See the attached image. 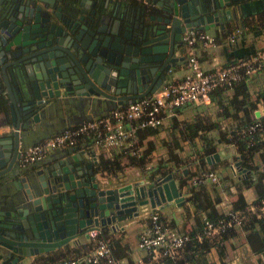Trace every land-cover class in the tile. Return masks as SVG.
I'll return each instance as SVG.
<instances>
[{
    "label": "water",
    "instance_id": "1",
    "mask_svg": "<svg viewBox=\"0 0 264 264\" xmlns=\"http://www.w3.org/2000/svg\"><path fill=\"white\" fill-rule=\"evenodd\" d=\"M252 2L158 0L155 16L146 7L134 14L94 1L89 8L82 0H0V264H23L185 202L179 169L131 181L97 170L93 149L67 148L27 166L20 150L47 120L96 115V106L108 113L155 93L184 61L177 52L185 30L226 21L238 27ZM224 153L233 174L246 177L241 156ZM204 160L212 165L222 156Z\"/></svg>",
    "mask_w": 264,
    "mask_h": 264
},
{
    "label": "trees",
    "instance_id": "2",
    "mask_svg": "<svg viewBox=\"0 0 264 264\" xmlns=\"http://www.w3.org/2000/svg\"><path fill=\"white\" fill-rule=\"evenodd\" d=\"M244 25L251 33L258 34L260 32L264 34V11L260 12L257 17L246 18ZM260 50H264V46L237 58L230 63H234L241 58L248 59L257 54ZM259 72L260 79L264 80V65ZM252 76L249 77L243 74L241 80L233 83L231 86H221L213 89L210 92V99L218 109V117L227 118L231 116L232 113L239 114L237 126L221 133L219 137L221 138V142L234 146L237 154L241 156V165L247 168L249 173L246 177H242L240 181L243 185L251 186L253 188L255 198L249 203L239 195L238 199L240 205L232 206L230 211L238 212L241 219L240 224L237 225L234 222H231V225L227 226L224 231L219 234L206 236L204 234V223L206 220L218 225L220 222H230L231 217L229 216L228 211L220 212L217 208V205L222 201V195L217 186H212L211 189L206 185L194 186L191 184V181L198 177L199 174L193 176L188 174L185 176L182 169L178 175V179L181 185H186L188 194L184 203V216H188L191 213L193 215L194 225L189 231H185L183 229H178L173 220H166L165 218L160 217L165 226L175 230V232L180 235L187 236L188 238L185 245L174 257L162 258L163 264H217L209 261L207 258V254L212 248L218 253L219 258L221 259L220 264H224L220 243L235 236L237 234V229L245 232V240L251 251L264 255V142L262 139V136H264V117H255L254 113L257 104L259 103V99L264 96V86L261 85L259 87L256 96L253 98L249 92V83ZM4 104L5 99L0 95V109H2ZM121 106L123 105L118 107ZM178 110L176 111V114ZM168 120H172L173 127H176V125L179 124L176 120V115ZM181 123H184V125L179 127V124L174 135L179 137L180 140L190 141L198 137L203 141V145L193 150L191 154L194 156L193 158L187 156V158L182 160L179 156L174 155L176 160L174 164H176L177 167H180L178 166V163H196L195 165L197 167L201 166L204 170H214L215 165L210 166L208 169L206 168L207 166L204 157L215 152V148L217 147L218 137H208L206 135L208 130L212 127H217V124H213L210 120L202 116L196 118L192 122L185 121ZM255 123H259V125L254 131L248 132V128ZM160 127H162V124L158 127L139 129V144L142 135L154 134ZM83 138H86L87 142H91L88 137H80V140ZM177 147H180L178 143ZM151 150L152 148L150 147L143 152L141 151V154L137 156L125 153V150L115 149L111 154V157L103 159L97 163L96 169L106 174H117L123 169V159L126 160L127 166L146 168L149 162L148 154ZM255 156L258 157L259 162L257 164H254ZM171 168L172 166L169 167V165H164L162 167L159 166L155 172L166 174L172 171ZM222 182L223 181L221 180V183ZM225 182L226 181L224 180L223 183L225 187L222 188L227 190L228 187ZM251 206L255 208L254 212L249 210ZM107 232L106 229L103 230L99 234V237L108 239L113 254L117 259H128L126 246H121L120 241L110 237ZM94 243L95 241H90L88 244L77 245L75 247L65 246L61 250L35 256L29 264H53L61 258L71 256L80 257L87 253L89 249H92Z\"/></svg>",
    "mask_w": 264,
    "mask_h": 264
},
{
    "label": "crops",
    "instance_id": "3",
    "mask_svg": "<svg viewBox=\"0 0 264 264\" xmlns=\"http://www.w3.org/2000/svg\"><path fill=\"white\" fill-rule=\"evenodd\" d=\"M114 1V0H112ZM99 4L103 5H111L108 4L110 1L108 0H97ZM96 2V3H97ZM125 2V1H124ZM115 3V2H114ZM112 2V4H114ZM127 3V2H125ZM86 4L90 8V2H86ZM115 5V4H114ZM113 6V5H112ZM142 6H146L145 4H142ZM123 7V6H122ZM264 11V0H253L252 3L245 4L243 9L239 12V26H233V23L226 21L224 24L226 25L225 28H221L220 26L214 27L213 29L209 30L211 34H213L216 38V42L214 46L209 47H196V54L199 60L201 61L203 68L206 70H217L220 68L225 67L227 64H229L231 61L236 60L237 58H240L250 52L255 51L256 49H259L264 46V34L263 33H251L247 27H245L244 22L246 18H254L259 15L260 12ZM239 28L240 33L235 35V29ZM234 34L235 35V41L230 42L229 37ZM185 51V48L183 52ZM172 78L167 80V83L174 80H180L184 74L185 69L184 65L181 62H178L177 65L172 69ZM260 72H257L253 74L251 77L250 83H249V92L251 96L254 98L259 90V87L261 85L264 86V80L260 79ZM264 88V87H263ZM2 97H4L2 95ZM6 101V97H4ZM199 106H202V110L199 109ZM100 107V106H99ZM213 109L211 112H207L208 109ZM264 110V96L259 99V103L257 104V108L255 109V117L256 112ZM105 110H100L98 106L95 108V114H86L85 116L83 114H75L73 115L71 112L67 114H64L66 117L65 122H62V118L58 117L52 120H47L45 125L47 124H54V123H63V129L78 125L81 122L85 120H89L92 118H96L99 116L106 115L107 112ZM218 109L216 105L211 102L210 104H188L184 107H181L177 114H176V120L181 123L185 121L192 122L196 118H199L200 116L205 117L206 119L210 120L213 124H217V127H212L206 135L208 137H218L217 139V149L216 151H219L222 160L220 162L214 163L212 165H215L216 170L220 172H223V169L228 170V172L224 171V176L222 177V180L226 181V186L228 187L227 190H224L223 188H218L222 195V201L217 205V208L220 212H227L232 206H237L239 204L238 196L241 195L245 201L251 202L255 198L254 190L251 186H246L241 183V177L238 176V174H233L232 170L229 167V164L232 162L233 159H229L225 156V153L222 151L223 148H229L230 151H234L237 154L234 146L227 145L224 142H221V138L219 135L226 130L233 129L237 126L238 123V117L239 114L232 113L231 116L227 118H220L218 117ZM4 117L2 116L0 112V123H2V120ZM172 120H167L162 124V127L158 129L157 132L154 134H144L142 135V138L140 139V148L141 151H145L148 148H152L151 152L148 154L149 162L146 168L136 167V166H127L126 160H122L123 169L121 172L116 173H110L107 174L108 176H111L112 178H125L129 177L131 181L142 179L145 174L148 172H155V170L160 166L169 165V167L172 166V170L179 169L178 172L175 174L176 180L180 183L178 179V175L181 172L183 167H190L186 170V175H196L200 174L201 172L207 171L202 169L201 166L197 167L196 163H178L177 167L175 163V156H179L180 159L187 158V156L193 158L192 152L197 147L199 148L201 145H203V141H201L198 137L194 140H180L179 137L175 136L174 133L177 130V126H172ZM44 125V126H45ZM179 127H182L179 125ZM62 126L59 128H56L51 131V134L61 132ZM39 130V129H38ZM37 132V131H36ZM50 134V135H51ZM35 135V134H34ZM34 135L29 138L30 142L27 143V145L36 143L38 141H41L42 139H38L37 141H31V139L34 138ZM49 135L45 136L48 137ZM44 137V138H45ZM180 145V147H177V143ZM75 147H79L81 151H89L93 149L95 151V155L97 157L98 162L106 159L108 157H111V154L115 151V149L110 150H103L98 149L95 147L91 142H87L86 138L81 139ZM182 147V148H181ZM67 149V148H58L53 151H51L48 156L51 154L59 153L60 151ZM190 150L185 152V150ZM220 149V150H218ZM175 155V156H174ZM41 161H38L36 163H40ZM258 157H254V164H257ZM97 165V164H96ZM95 165V168H96ZM126 165V166H124ZM175 165V166H173ZM206 163V168L208 169L210 166ZM205 168V167H204ZM247 169V168H246ZM152 170V171H151ZM248 170V169H247ZM218 174V175H219ZM185 175V176H186ZM220 176V175H219ZM244 178V177H243ZM221 183V178H220ZM224 184V183H223ZM181 191L183 195L185 196V199L187 197V187L186 185H181ZM209 189L212 188V185H206ZM225 187V185H224ZM185 203V202H184ZM184 203L177 207L174 204H168L163 209L156 210L160 217L165 218L166 220H173L176 224V227L178 229H183L185 231H189L193 225V215L190 213L188 216H184ZM250 211L254 212L255 208L253 206L250 207ZM152 212V211H151ZM146 212L143 217H139L134 219L130 224L125 226L123 230L112 232L111 230H107L108 235L115 240H119L121 246H126L127 248V255L128 259L122 260L126 264H163L162 258L158 257L156 259L149 256L146 252L140 250L137 246L139 236L144 231L148 224L149 220V214L151 213ZM191 212V208H190ZM237 234L233 237L228 238L227 240L220 243V247L223 253V262L224 264H264V255L255 253L251 251L248 243L245 240V232L237 229ZM90 241H95V239L90 235V238L81 237V243L78 245L88 244ZM71 247H75L73 245H70ZM86 248V247H85ZM89 248V247H88ZM91 250V249H89ZM88 250V251H89ZM207 258L209 261L215 262L217 264H220L221 259L219 258L218 253L214 248L211 249V251L207 254ZM33 258L26 259L25 263H29Z\"/></svg>",
    "mask_w": 264,
    "mask_h": 264
},
{
    "label": "built area",
    "instance_id": "4",
    "mask_svg": "<svg viewBox=\"0 0 264 264\" xmlns=\"http://www.w3.org/2000/svg\"><path fill=\"white\" fill-rule=\"evenodd\" d=\"M148 4V0H139ZM240 29H235V35ZM235 35L229 37L235 41ZM185 46V74L180 80L170 81L155 93L144 96L132 103L110 110L106 115L85 120L78 125L65 128L59 133L48 136L41 141L30 144L20 150L21 166L42 161L48 154L58 148L75 147L80 137H88L98 149L125 150V153L139 156L138 132L141 128L158 127L176 111L188 104H210V92L221 86H231L241 80L242 75L252 76L259 72L264 65V50L248 59H238L234 63L217 69L206 70L196 54V47L214 46L216 38L213 34L197 28H188L182 37ZM259 111V110H258ZM258 117H264V110L259 111ZM259 125H251L252 132ZM264 142V136H262ZM210 184L220 185V176L213 170L201 172L191 181L194 186ZM230 222H220L218 225L206 220L204 234L214 236L224 231L231 222L240 224L238 212L228 210ZM101 232L94 230L90 235L95 239L94 247L80 257L71 256L57 260L53 264H126L117 259L108 239L99 237ZM187 236L180 235L175 230L165 226L157 211L149 214L146 228L139 236L138 248L156 259L158 257H174L185 245ZM34 258V257H32ZM32 261V260H31ZM30 261V262H31ZM29 262V263H30ZM23 263V264H29Z\"/></svg>",
    "mask_w": 264,
    "mask_h": 264
},
{
    "label": "flooded vegetation",
    "instance_id": "5",
    "mask_svg": "<svg viewBox=\"0 0 264 264\" xmlns=\"http://www.w3.org/2000/svg\"><path fill=\"white\" fill-rule=\"evenodd\" d=\"M97 2V0H82V2H83V6L85 7V6H88L87 4H86V2L88 3V2H90V8H91V6H92V2ZM108 1H110V3L108 2V4H111V5H118V6H120V8L122 9V8H125L127 11H132L133 10V12H134V14H135V10H136V8H138V7H140V8H142L143 6H142V4H144V3H142V2H140L139 0H114V1H112V0H108ZM127 2V3H125V2ZM158 0H148V4H145V5H147V7L146 6H144V7H146V8H149V12L152 14V15H155V16H157L158 15V12H157V10H156V7L154 6L155 5V3L157 2ZM246 0H244V2H245ZM112 2L114 3V4H112ZM123 6V7H122ZM89 7V6H88ZM233 26H235L234 24H233ZM224 28L226 29V25L224 26ZM213 29V28H212ZM186 31V30H185ZM184 34V33H183ZM183 34H182V36H181V41H182V37H183ZM184 48H185V46H184V43H183V41H182V43H181V45H180V47L178 48V54H179V56H182V57H184V61H185V55H184V52H183V50H184ZM184 61H183V64H184ZM171 72H172V70H171ZM172 76V73H170V77H169V79L170 78H172L171 77ZM167 83V81L166 82H164L163 83V85L164 84H166ZM0 111H1V109H0ZM2 122H3V120H2ZM62 122H64V121H62ZM46 124V123H45ZM45 124H43L42 126H41V128H39V130H37V132L35 133V135H34V138L33 139H31V141H37L38 139L40 140V139H44V137L45 136H47V135H49V136H51V135H53V134H51V131L52 130H54V129H56V128H59V127H61L62 126V129H61V131L62 130H64L63 129V126H64V124L63 123H54V124H47V125H45ZM45 125V126H44ZM57 133H59V132H57ZM51 134V135H50ZM55 134V133H54ZM46 138V137H45ZM26 146H28V145H26ZM19 164H20V162H19ZM27 166V165H26ZM176 174V173H175Z\"/></svg>",
    "mask_w": 264,
    "mask_h": 264
},
{
    "label": "rangeland",
    "instance_id": "6",
    "mask_svg": "<svg viewBox=\"0 0 264 264\" xmlns=\"http://www.w3.org/2000/svg\"><path fill=\"white\" fill-rule=\"evenodd\" d=\"M199 109L202 110V106H199ZM212 110H213L212 108H211V109H208L207 112H211ZM179 124H180L181 126L184 125V123H179ZM179 124H178V125H179ZM225 148H226V147H225ZM225 148L222 149L223 152H224V149H225ZM227 149H228V148H227ZM216 150H217V149H215V151H216ZM218 150H220V149H218ZM187 151H190V150H187V149H186L185 152H187ZM220 151H221V150H220ZM188 157H189V156H188ZM188 168H190V167H188ZM188 168H187V167H183L182 169L187 170ZM213 171H215V172H217V173L219 174V171H218V170L214 169ZM224 171L228 172V170H226V169H225V170L223 169V172H220L219 175H220L221 180H222V177L224 176V174L226 173V172L224 173ZM222 181H223V180H222ZM206 185H208V183H207ZM209 185H210V184H209ZM220 186H221V187H220ZM217 187H218V188H219V187H220V188L224 187L223 182L220 183V185H217ZM25 262H26V260H25Z\"/></svg>",
    "mask_w": 264,
    "mask_h": 264
}]
</instances>
